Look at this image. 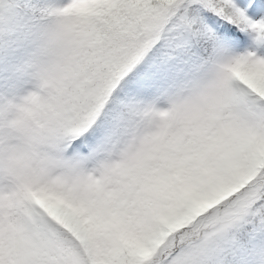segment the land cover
<instances>
[{
  "label": "snow or ice",
  "instance_id": "snow-or-ice-1",
  "mask_svg": "<svg viewBox=\"0 0 264 264\" xmlns=\"http://www.w3.org/2000/svg\"><path fill=\"white\" fill-rule=\"evenodd\" d=\"M0 85V264H264V0H0Z\"/></svg>",
  "mask_w": 264,
  "mask_h": 264
},
{
  "label": "rangeland",
  "instance_id": "rangeland-1",
  "mask_svg": "<svg viewBox=\"0 0 264 264\" xmlns=\"http://www.w3.org/2000/svg\"><path fill=\"white\" fill-rule=\"evenodd\" d=\"M0 90H6V89H4L2 85H0ZM13 91H14V90H13ZM8 94H9V95H12V91H9Z\"/></svg>",
  "mask_w": 264,
  "mask_h": 264
}]
</instances>
